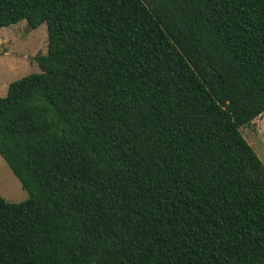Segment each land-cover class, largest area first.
<instances>
[{
  "label": "trees",
  "instance_id": "1",
  "mask_svg": "<svg viewBox=\"0 0 264 264\" xmlns=\"http://www.w3.org/2000/svg\"><path fill=\"white\" fill-rule=\"evenodd\" d=\"M48 26L0 98V264H264V0H0Z\"/></svg>",
  "mask_w": 264,
  "mask_h": 264
},
{
  "label": "rangeland",
  "instance_id": "2",
  "mask_svg": "<svg viewBox=\"0 0 264 264\" xmlns=\"http://www.w3.org/2000/svg\"><path fill=\"white\" fill-rule=\"evenodd\" d=\"M48 26L29 29L22 21L10 27H0V98L8 94L11 83L41 72L35 57L48 53ZM241 133L264 164V117L241 128ZM0 196L11 203H22L30 198L21 182L0 156Z\"/></svg>",
  "mask_w": 264,
  "mask_h": 264
}]
</instances>
